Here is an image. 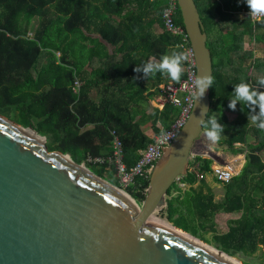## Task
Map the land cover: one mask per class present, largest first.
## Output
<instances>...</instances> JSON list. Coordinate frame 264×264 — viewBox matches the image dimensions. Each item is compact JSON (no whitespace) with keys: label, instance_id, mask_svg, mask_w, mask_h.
Listing matches in <instances>:
<instances>
[{"label":"trees","instance_id":"16d2710c","mask_svg":"<svg viewBox=\"0 0 264 264\" xmlns=\"http://www.w3.org/2000/svg\"><path fill=\"white\" fill-rule=\"evenodd\" d=\"M195 2L213 60L209 115L225 126L218 143L232 153L240 152L236 145L247 150L237 175L228 183L216 180L220 197L205 179L212 160L195 156L189 163L194 169L181 178L189 187L182 191L173 184L159 213L205 243H210L205 234L212 233L214 247L230 256L250 254L264 249V131L248 122L250 108L238 102L233 111L228 104L235 84L246 82L264 91L257 84L264 76V22L234 16L236 5L248 10L244 0ZM164 9L161 0H0V113L21 110L25 125L45 135L50 150L70 154L79 163L89 155H111L117 135L125 164L134 165L153 142L143 127L150 125L153 135H159L178 113L173 106L149 112L160 86L176 82L166 74L146 80L134 72L142 62L182 51L177 47L181 38L164 27ZM176 22L184 26L180 10ZM246 40L253 42L251 50ZM114 166L88 164L119 185ZM147 187L148 179L138 178L126 192L143 201ZM217 213L239 216L218 233Z\"/></svg>","mask_w":264,"mask_h":264},{"label":"water","instance_id":"95a60500","mask_svg":"<svg viewBox=\"0 0 264 264\" xmlns=\"http://www.w3.org/2000/svg\"><path fill=\"white\" fill-rule=\"evenodd\" d=\"M178 1L197 75L213 77L196 2ZM194 104L155 163L140 205L70 154L50 150L32 125L0 113V264H237L152 217L189 171L193 145L204 132L201 109H211V87Z\"/></svg>","mask_w":264,"mask_h":264},{"label":"built area","instance_id":"2783aa9c","mask_svg":"<svg viewBox=\"0 0 264 264\" xmlns=\"http://www.w3.org/2000/svg\"><path fill=\"white\" fill-rule=\"evenodd\" d=\"M165 4V9L162 15L164 27L174 37L181 38V44L179 47L182 51L190 53V59L184 64L185 78L178 84H166L160 86V94L153 100L154 107L163 110L166 106H173L177 111V117L172 122L170 127L163 131L159 135L153 136V142L141 152L140 159L132 165L128 166L124 162L123 143L121 139L116 135L113 141V152L109 156H92L87 157L88 162L92 163H108L114 164V175L118 179L119 186L126 190L128 187L134 185L138 178L149 179V176L154 168L155 163L162 156L163 152L167 150L178 137L182 128L186 124L194 107V97L192 81L198 74L197 62L195 53L192 49L189 36L186 29L181 24L176 22V14L179 7L178 0H161ZM249 9L242 10L238 13L240 18H248L253 23L264 22V17L251 18L248 17ZM76 86H80L77 82ZM194 169L193 166L189 167ZM212 176L215 180L228 183L235 175L238 174L235 163L225 162L214 164L211 167ZM181 178H178L176 183L178 187L183 190L186 188L187 183L182 182ZM147 188L145 189L146 193Z\"/></svg>","mask_w":264,"mask_h":264},{"label":"clouds","instance_id":"9594fccd","mask_svg":"<svg viewBox=\"0 0 264 264\" xmlns=\"http://www.w3.org/2000/svg\"><path fill=\"white\" fill-rule=\"evenodd\" d=\"M251 18L264 17V0H244ZM179 47V46H177ZM190 59V53L187 51L174 50L170 54L162 55L159 60L149 59L142 62L134 68V72L143 73V78L148 79L157 73L166 74L167 77L177 84L180 83L184 74L183 65ZM134 79H136L134 77ZM257 84L264 88V76L257 79ZM194 101L204 96L206 89L212 87L213 77L210 74L197 75L192 81ZM230 103L228 107L233 111L236 110L237 103L246 105L251 109L248 113V122L250 121L259 130L264 131V91L254 89L246 82L234 85V91L231 93ZM195 105V104H194ZM258 109V111H257ZM209 110L201 109V117L198 122L203 128L207 139L213 144L220 141L225 131V126L212 115Z\"/></svg>","mask_w":264,"mask_h":264},{"label":"rangeland","instance_id":"374dc122","mask_svg":"<svg viewBox=\"0 0 264 264\" xmlns=\"http://www.w3.org/2000/svg\"><path fill=\"white\" fill-rule=\"evenodd\" d=\"M33 24L35 26L36 22H33ZM32 30H33V28H32ZM252 48H253V45L250 44V42H247L246 49L251 50ZM44 65H45V62L43 61L41 68L44 67ZM155 107H154V103L152 104V101H151L149 111H152L153 109H155ZM159 110H161V109H159ZM5 115H7L9 118H11L12 120H14V121H16L22 125H25V123H26V119H27L26 116H24V114L21 110H18L15 107H11L10 111L8 113H5ZM215 115L217 116L216 113H215ZM229 115H230V119H233L235 117V114L230 113ZM147 127H149V126H147ZM153 136H155V135H151L152 138H153ZM236 147L240 150V152L232 153L231 151H229V149L227 148L226 145H219L218 142L215 144L210 142L207 139L205 132H203L201 134L200 138L198 139V141L195 142V144L193 145V150L191 153L190 160H193L194 157L197 155L201 156V157L209 158V159H211L210 157H213L214 159H211L212 160L211 167L214 164H218V163L222 164L225 162H232V163H235L236 169L239 172L240 168L242 167V164L244 163L245 152L247 149H246V147H244L242 149L240 145H236ZM261 155H262V158L264 160V154L261 153ZM80 163H83L84 165H86L88 167V164L92 163V162L88 163V161L85 160V161H82ZM190 167H192V166H190ZM103 178H105V177H103ZM205 179L211 185L213 191L216 193V196L220 197L221 196V186L218 184V182H216V180L212 176V173L205 175ZM105 180L112 183V180H110V178H108V177H106ZM118 184H119V182H118ZM123 191L126 192V190H123ZM143 194L145 195V190H144ZM131 198H133V197H131ZM133 199L135 200V202L138 205H140L142 203V200L137 201L135 198H133ZM238 216H239V213L231 214V215L230 214H224V213H217L215 216V220H214L217 232L218 233L225 232L228 229L229 219L236 218ZM152 217L156 218L157 220H159L161 222L169 224L165 220V218H163V216L160 213H155ZM205 237L210 240L209 241L210 243H208V245H210L211 247H213L215 249L220 250L219 248L214 247L215 241L212 239V233L205 234ZM198 240L201 242H204L200 239H198ZM232 257L242 264H264V249L262 247H258L253 253H250V254H247L245 252L240 251V252H237Z\"/></svg>","mask_w":264,"mask_h":264},{"label":"bare ground","instance_id":"6f19581e","mask_svg":"<svg viewBox=\"0 0 264 264\" xmlns=\"http://www.w3.org/2000/svg\"><path fill=\"white\" fill-rule=\"evenodd\" d=\"M163 223H164V222H163ZM165 224H167V223H165ZM167 225L170 226L171 228H173L174 230H176L177 232H179L180 234H182L183 236H186V237L190 238L191 240H193L194 242H196L197 244H199L200 246H202L203 248H205V249L208 250L209 252H211V253H213V254H216L217 256L222 257L223 259H227V260H229V261H231V262H233V263H237V264L240 263L239 261H237V260L234 259L233 257L228 256V255L222 253L220 250L211 247V246L208 245L207 243L199 241L196 237H194V236H192V235H190V234H188V233H186V232L184 233V232H182L181 230H179V229H177V228H175V227H173V226H171V225H169V224H167ZM240 264H241V263H240Z\"/></svg>","mask_w":264,"mask_h":264},{"label":"crops","instance_id":"0c3cea01","mask_svg":"<svg viewBox=\"0 0 264 264\" xmlns=\"http://www.w3.org/2000/svg\"><path fill=\"white\" fill-rule=\"evenodd\" d=\"M222 1H225V2H229V0H222ZM238 5H236V6H234V8L235 9H233V13H234V16L237 18V19H241L239 16H238V13L240 12V10L238 9ZM242 9H244V8H242ZM156 32L157 33H160L161 32V30L158 28V27H156ZM229 41H231V39H228V42ZM247 42H250V41H247L246 40V43H245V47H246V44H247ZM250 44H252L253 46H254V44H253V42H250ZM162 86V85H161ZM152 104H153V101H152ZM152 110V109H151ZM150 112V111H149ZM149 127H147V126H144L143 127V130L145 131V133L147 134V135H149L150 137H151V135H153V132H152V129H151V126L150 125H148ZM243 165V164H242ZM208 183V182H207ZM209 184V183H208ZM210 185V184H209ZM178 186V185H177ZM195 187L197 186V184H195L194 185ZM211 186V185H210ZM189 187V185L187 184V186H186V188H188ZM184 190V189H183ZM182 190V191H183Z\"/></svg>","mask_w":264,"mask_h":264}]
</instances>
